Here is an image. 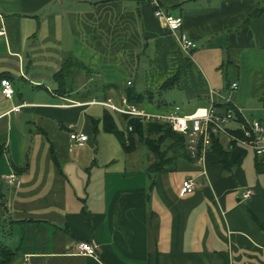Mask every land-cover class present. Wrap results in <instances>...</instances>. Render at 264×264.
Returning a JSON list of instances; mask_svg holds the SVG:
<instances>
[{"label":"crops","instance_id":"crops-1","mask_svg":"<svg viewBox=\"0 0 264 264\" xmlns=\"http://www.w3.org/2000/svg\"><path fill=\"white\" fill-rule=\"evenodd\" d=\"M155 1L182 19L195 44L188 55L152 0H0V243L16 253L9 264H264V155L220 139L225 164L210 150L151 173L155 158L136 136L127 153L103 129L108 113L126 135L123 115L92 103L121 108L131 88L152 97L134 106L144 115L217 102L263 120L264 11L243 23L264 0ZM70 58L74 72L58 93L54 78ZM174 89L168 99L182 106L163 99ZM70 133L88 140L73 145ZM187 180L195 190L181 196ZM246 190L254 195L243 200ZM80 242L96 257L79 255Z\"/></svg>","mask_w":264,"mask_h":264},{"label":"built area","instance_id":"built-area-1","mask_svg":"<svg viewBox=\"0 0 264 264\" xmlns=\"http://www.w3.org/2000/svg\"><path fill=\"white\" fill-rule=\"evenodd\" d=\"M152 5L155 7L154 17L161 20L173 33L175 39L179 43L181 51L188 55L189 51L195 47V44L182 33V19L164 12L155 0H152ZM1 21L2 16L0 15V22ZM3 35L4 30L0 28V36ZM1 86L3 97L5 99H11L14 93L11 83L4 79L1 81ZM231 89H237V85L232 84ZM92 103L106 105L123 116L138 119L141 117L142 119L140 120L142 121L151 120V117L136 111L133 107L118 109L104 103H97L94 101ZM123 104H126V102ZM15 109L18 110L19 107ZM153 118H156L159 122L168 124L174 133L185 138L186 154L191 161H203L205 156L210 152L214 139H225L228 144H239L252 150L257 156L264 155V121L238 120L232 110L220 111L211 105L209 108L197 109L190 115H183L178 108H174L173 111L168 114L152 117V119ZM230 125L236 126L237 130L231 132V130L228 129ZM129 130H131V128H129ZM69 140L73 145L82 146L87 142L88 137L84 134L70 133ZM15 180L16 178L14 175H9L4 178V181L11 186L14 185ZM194 190L195 183L193 180H187L182 184L179 193L181 196H187L192 194ZM253 195L254 192L252 190H246L242 198L243 200H248ZM77 253L85 257L94 258L97 255V249L87 242H80L77 244ZM25 264L30 263L27 262Z\"/></svg>","mask_w":264,"mask_h":264},{"label":"trees","instance_id":"trees-1","mask_svg":"<svg viewBox=\"0 0 264 264\" xmlns=\"http://www.w3.org/2000/svg\"><path fill=\"white\" fill-rule=\"evenodd\" d=\"M263 11L264 7L254 9V11L246 18L243 25H246L250 21L258 18ZM75 64V60L70 58L69 61L64 64L62 70L59 71L55 76L54 79L57 84L58 93H61L62 90L64 91L66 89V86L63 84L65 86L64 87L62 83L67 77L73 74V67ZM87 72L91 74L89 70H87ZM176 82L177 75H174L172 78L166 80L163 83L158 94L161 91H166L172 88L174 85H176ZM111 87L112 86H106L105 89H110ZM125 98L127 104L131 106L141 104L146 100H149L150 102L152 101V97H146L145 95L137 94L131 88H127L125 91ZM262 103L264 106V97L262 99ZM220 106L222 107V105L217 102L213 103V107L215 108H219ZM228 110L229 109H226V111ZM123 117L127 132L126 135H124L122 132H117V125L114 119L108 113L104 114L101 121L103 124V129L105 132L119 135L120 142L127 153L135 149L134 136H136L138 141L142 143L155 158V162L150 167L151 173H159L162 171L171 170L173 167V162L178 158L188 159L185 149V138L174 133L168 124L162 122L160 123L159 121L142 123L137 118H131L129 116ZM236 117L238 120H240L238 115ZM261 121H264V118ZM95 128L96 125L93 123V129ZM129 128H131L130 131ZM230 146L231 148H229V150L234 148L235 143H232ZM227 152L228 151H225L219 143V139L213 140L211 153L218 156L223 164L226 163ZM1 198L2 197L0 196V201L2 202ZM15 256L16 253L14 251L0 243V264H9L15 258Z\"/></svg>","mask_w":264,"mask_h":264},{"label":"rangeland","instance_id":"rangeland-1","mask_svg":"<svg viewBox=\"0 0 264 264\" xmlns=\"http://www.w3.org/2000/svg\"><path fill=\"white\" fill-rule=\"evenodd\" d=\"M195 59V58H194ZM168 98H178V90L177 89H174V90H171V91H168V92H165V94H163V99L168 101L170 104H174V105H179V106H182V103L180 101H170ZM125 101H123L124 103ZM104 104H107V105H110V106H113L115 108H118V109H128L129 107H133L135 108L134 106H131V105H127L126 104H123L121 108L115 106L111 100H105L104 102H102ZM184 105V104H183ZM101 106H104V105H101ZM106 109L110 110V111H113L112 108L108 107V106H104ZM135 110L137 111V109L135 108ZM115 112V111H113ZM148 117H151V120H148V121H145V122H156L157 119L156 118H153L152 117H157V116H162V115H157V116H151V115H147ZM131 118H134V117H131ZM138 119V118H137ZM139 119H142L141 117ZM140 122H142V120H140ZM161 123V122H160ZM130 131V130H129Z\"/></svg>","mask_w":264,"mask_h":264}]
</instances>
